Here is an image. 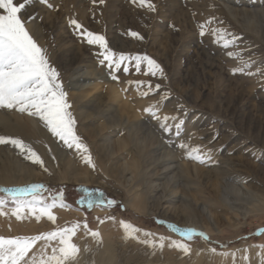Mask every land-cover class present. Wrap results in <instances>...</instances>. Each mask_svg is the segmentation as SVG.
Returning a JSON list of instances; mask_svg holds the SVG:
<instances>
[{"label":"rangeland","instance_id":"374dc122","mask_svg":"<svg viewBox=\"0 0 264 264\" xmlns=\"http://www.w3.org/2000/svg\"><path fill=\"white\" fill-rule=\"evenodd\" d=\"M49 2L53 4L55 10L48 8L39 0H33V3L25 8L23 15L31 21L30 29L32 24L33 29L36 26L35 31L31 29L32 33L38 38V42L48 50L51 61L62 72L65 88L69 92V99L73 97L80 101L72 109L74 114L78 113V108L89 101H95L101 107V113H105V115L114 111L118 114L124 110V103H127L136 111L137 115L143 114L139 120H148L155 124L145 109L155 105L163 91L168 90L171 93L170 97L167 100H160L158 105L162 110L161 114L179 115L183 123L181 136L172 135L171 140L174 142L186 141L194 146H202L205 151L211 152L214 161H218L214 166H202L188 159L182 160L179 150L173 151L172 148L167 147L176 157L175 164L196 166L212 175L219 173L222 169L232 167L229 159H233L234 162L237 160L248 161L257 170L260 167L264 168V148L261 143H258L264 139V77L233 75L231 70L240 66L239 60L227 57L225 50L216 45L210 35L206 34L201 37L198 27L207 19L215 18L212 27L220 26L238 34L241 37L240 47L233 50L241 52L245 58L255 60L256 63L251 70L257 71L260 61L264 60V14L261 21L243 19L246 22H237L227 8L245 7L251 11L264 12V0H152L156 5L155 12H148L145 8L137 7L132 3V0H104L103 4L100 3V0H49ZM71 19H76L79 23L82 22L81 24L96 34L104 35L109 47L117 54H147L151 56L164 68L167 79L160 82L157 78L144 74L137 75L134 71H130V73L121 76L119 84L111 81L106 68L100 65L97 60V46L88 45L76 34L69 24ZM132 31L138 32L144 39L141 41L132 37L130 35ZM75 55H77L75 63L67 64V60ZM209 58L217 68H210L206 65ZM79 75L87 76L88 79L73 87V78ZM127 79L145 82L151 80L153 85L160 82L161 92L141 98L135 91L134 85L127 92H122L120 89L126 87ZM96 85L97 87L92 89L91 86ZM80 86L86 87L84 92L77 89ZM109 88L111 90L115 88L114 91H117L116 94H118L117 100L114 99ZM181 108L184 109L183 112L180 111ZM11 113L14 114V112ZM22 117L29 118L26 115ZM95 122L100 124L103 121L95 119ZM39 126L48 133L40 125V122ZM258 126L262 127L263 134L258 133L260 131ZM80 127L81 124L78 121V131L81 129ZM0 134H5V129L2 126H0ZM161 135L165 140L169 139L167 133H161ZM261 136L262 138L258 139ZM120 137L118 131L106 132V138L108 142L110 140L113 147ZM51 138L56 139L52 136ZM57 142L61 151L72 156V150L66 149L58 140ZM163 145L165 146L164 143ZM0 147L14 151L21 163L39 176V179L28 184L20 186L0 184V188L44 184L53 190V194L63 192L70 210L60 207L54 209V214L57 216L56 223L64 227L71 226L76 222L83 224L86 221L90 229L101 234L103 246L99 250L104 249L107 241L116 248L115 258L111 264H133L129 261L133 253L147 251L146 256H148L151 252L150 246L139 243L135 239L127 242L122 239L124 232L118 223L121 220L154 234L157 242L160 236L168 237L170 240L182 239L166 225L156 222L158 218H164L153 215L141 216L142 214L131 206L132 204H135L136 207L139 206L138 199L132 201L131 196L133 197L134 191L128 193L130 189L133 190L132 188L136 186L137 182L136 180L133 182L131 171L125 172L122 178L116 174L110 175L109 167L112 166L113 161L109 160L104 152L93 153L98 171L94 173L89 168V174L96 183L82 186L60 184L59 181L53 180L56 178L53 172L52 175L45 173L39 166L24 160L18 151L10 146ZM113 147L112 150L115 154L113 160L118 162V167L133 162V150L129 153H119ZM162 170L163 168L155 170L153 184L163 187L166 179H163ZM200 183L202 185L201 181ZM185 185L184 179H178V185L174 189H167L166 194L168 195H162L163 193L160 192L157 196L158 200L171 197L176 201L177 209L183 206L182 202L185 200L204 210L213 232L193 228L205 232L211 238V244H205L201 238L197 237L189 242L191 252L185 255L166 243L163 250L157 249L154 256L149 255L148 257L153 258L156 261L155 264H264V235L258 234L264 232V213L250 214L245 219L243 214L246 209H243L244 212L242 211L240 216L239 214H225L220 221H217L216 214L209 202V196L206 194L196 195L198 190L196 186L190 184V189H187ZM83 187L90 190L99 189L105 193L107 198L116 199L122 202L123 206H116L108 210L95 206L90 210L86 206H81L79 202H76V197L84 196L80 190ZM43 195L50 199L49 193H43ZM6 196V193H0V198ZM129 201L132 202L131 205ZM141 206L143 208L144 204ZM12 207L14 205L9 199L5 210ZM236 216L239 217L236 219ZM110 217H115L117 222L114 223L108 219ZM172 219L173 221L164 220L176 224L178 227H190L181 226L176 222L175 217ZM99 220H103L104 223H99ZM0 221V236L5 238L36 236L53 231L55 228V225L49 222L46 217L37 220L34 216H30L21 221L17 220L15 216H0ZM139 235L141 239H152V237H143L142 232ZM85 236L89 237L91 242L88 241L89 245L83 244L81 253L95 256L96 240L85 235L83 228L74 237V242L77 245L81 244L80 241L85 239ZM40 247L41 245L38 244L34 252L38 254ZM88 247L92 249L94 255L84 251ZM210 247H215L217 252L211 253ZM224 253H235V256L224 255ZM244 256H248L249 259L245 260Z\"/></svg>","mask_w":264,"mask_h":264},{"label":"snow or ice","instance_id":"6c2138e0","mask_svg":"<svg viewBox=\"0 0 264 264\" xmlns=\"http://www.w3.org/2000/svg\"><path fill=\"white\" fill-rule=\"evenodd\" d=\"M40 3L54 9L49 0H39ZM33 0H0V111L16 112L21 116L38 120L41 126L56 138L80 163L89 167L94 173L98 171L96 159L83 137L78 133L77 119L73 112V105L69 99V92L65 88L62 72L53 64L46 48L39 42L38 38L32 33L29 24V18L23 13L27 6H30ZM103 4L104 0H100ZM132 3L139 8H145L148 12H155L156 5L152 0H132ZM34 19V18H32ZM215 18L207 19L204 23L198 25L199 35L204 37L210 35L213 42L225 50L227 57L239 60L240 66L233 68L232 74H241L247 76L258 75L264 77V60H261L257 71H252L255 60L245 58L238 49L240 47L241 37L229 31L226 28L216 26ZM69 24L76 34L81 37L90 46H97V60L100 65L107 70V75L111 81L119 84L121 76L130 71L137 75L144 74L152 78H157L160 82L167 79L164 68L154 58L147 54H117L108 44L104 35L96 34L88 30L76 19H71ZM130 35L138 40L144 37L138 32L132 31ZM153 85L152 81L143 80L125 81L126 87H122V92H127L133 85L135 91L141 98L149 97L150 94H159L161 92V83ZM171 93L168 90L163 91L155 105L145 109L149 118L155 121L151 130L152 134L167 133L169 139L165 140L161 135L159 138L166 147L173 151L181 152V159H188L202 166H214L218 161H214L210 151H205L202 146L192 145L186 141L174 142L171 136H181L183 123L179 115H162V110L158 107L160 100H167ZM127 99V96H125ZM184 111L183 108L180 109ZM123 136L125 133L120 132ZM0 146H10L18 151L19 155L31 164L39 166L45 173L52 175V171L46 166L45 160L36 149L26 143L19 137L0 134ZM51 153V149H49ZM52 161H58L56 155H51ZM59 164L57 163V167ZM245 183L247 180L244 181ZM84 196L79 204L88 209L100 207L104 210L116 206L122 207V202L116 199H109L105 193L99 189H80ZM0 193H6L5 198H0V216H15L17 220H24L34 216L37 220L47 218L49 222L55 225L53 231L36 236H16L5 238L0 236V264H95L94 260L89 262L82 261L81 248L74 242V237L81 228L85 235L96 240L97 250L103 246L101 234L93 231L85 221L83 224L76 222L71 226L61 227L58 225L57 216L54 209L60 207L69 209L65 201L63 192L53 194V190L44 184H31L25 187L0 188ZM43 193H49L45 197ZM11 200L14 207L5 210L7 201ZM70 210V209H69ZM99 219V218H98ZM114 223L115 217L108 218ZM160 225H166L172 232L178 234L181 240H170L168 237L160 236L158 242L154 234L144 231L127 221H119L123 229V240L135 239L137 242L151 247L149 255L154 256L157 249L163 250L166 243L173 249L179 250L185 255L191 252L190 243L195 238H201L205 244H211V238L203 231H198L193 227H178L176 224L169 223L164 219H157ZM103 224V220H99ZM143 237H152L151 240L141 239ZM264 235V232L258 233ZM42 242V243H41ZM40 244L38 254L34 252L37 245ZM84 251L92 253L90 247ZM209 251L213 254L217 252L215 247H210ZM224 255L235 256V253H224ZM248 260V256H244Z\"/></svg>","mask_w":264,"mask_h":264},{"label":"bare ground","instance_id":"6f19581e","mask_svg":"<svg viewBox=\"0 0 264 264\" xmlns=\"http://www.w3.org/2000/svg\"><path fill=\"white\" fill-rule=\"evenodd\" d=\"M227 9L237 22H244L245 20L243 19H247L248 21H261L264 14V12L251 11L245 7H228ZM32 25L31 29L33 31L36 29V26L33 29ZM76 59L77 55L73 58H69L66 63L72 65L75 63ZM206 65L210 66V68L216 67L211 58L208 59ZM73 79L74 82L72 86L74 87L77 83L87 80L88 77L79 75ZM91 87L93 89L96 88L97 85ZM77 89L81 90L80 92H84L86 87L80 86ZM109 89L111 90V88ZM114 89L111 90L112 95L114 99L117 100L118 94H116L117 91L115 92ZM70 102L74 107L80 101L72 97ZM123 106L124 110H121L118 114L114 111L105 115V113H101V107L96 104L95 101H89V103L81 107L79 106L78 113L74 115L77 119V123L79 121L81 124L80 133L79 131L78 133L82 135L92 153L104 152L109 160L113 161L112 166L109 167L110 175L116 174L122 178L125 172L131 171L133 182L136 180L137 184L132 188L133 190L130 189L128 191L127 189V191L129 194L134 191L133 197L131 196V198H133L132 201L138 199L139 206L136 207L131 201H129V203L142 214L141 216H160L170 221H173L172 218L175 217L176 222L180 223L181 226H190L213 232L210 221L205 215V211L196 207L192 202L184 200L182 202L183 206L177 209L175 206L176 201L171 199V197L169 199L161 198L158 200L159 198L157 196L160 192L163 193L162 195H168L166 194V190L174 189L178 185V179L185 180V187L187 189H190V184L196 186V189H198L196 195L206 194L209 196V202L216 214L217 221H220L225 214H239L240 216L244 212L243 209H246L243 214L245 219L247 215L250 214L264 213L263 167L257 170L252 167L248 161L237 160L235 163L233 159H229L228 161L231 162L232 167L228 168L227 166L228 169H222L219 173L212 175L210 172L204 171L196 166L177 165L175 164L176 157L163 145L161 139L158 138L161 136V133L158 130L155 134L151 133L155 124L148 120H139L143 114L137 115L136 111L127 103H124ZM95 119L102 120L103 122L97 124ZM0 126L5 129L6 135L19 137L26 143H30L36 149L38 154L45 159L47 167L52 169V172L56 175V178H53L54 181H59L60 184L66 183L82 186H90L96 183L95 179L89 174V167L80 163L73 155L69 156L66 152L61 151L57 140L52 139L50 134L40 128L38 120L32 118L25 119L15 112L12 115L10 112L0 111ZM258 127L260 128L258 133L263 134L261 131L262 127ZM107 131H118V134L123 131L125 135L116 140L115 147H113L110 140L108 142L106 138ZM260 138H262V136L258 139ZM258 143H261L264 148V139ZM112 147L115 150L117 149L119 153H129L133 150V162L118 167V162L113 160L115 154L113 153ZM49 149H51V153ZM51 155H56L58 161H52ZM57 163L59 164L58 167ZM0 165V184L2 185L20 186L39 179L37 174H34L21 163L14 151L10 149L7 150L6 147H0ZM157 168H163V179H166V183L163 187L159 184H153L155 170ZM199 180L202 182V185ZM245 180H247L246 183L244 182ZM153 188H155V190H153ZM142 204H144L143 208L141 206ZM239 216H236V219ZM84 238L88 240L82 239L80 241L81 244H78V246L81 249L83 244L89 245L88 241L91 242L89 237L87 238L85 236ZM105 244L103 250L95 251V256L81 253L82 261L89 262L94 260L95 264H111L115 258L116 248L111 246L112 244L109 241ZM91 245L94 247L96 246L93 244ZM146 253L147 251H141L138 254L133 253L129 261L133 264L134 262H136V264H155L154 262L156 261L148 257L149 255L146 256Z\"/></svg>","mask_w":264,"mask_h":264},{"label":"trees","instance_id":"16d2710c","mask_svg":"<svg viewBox=\"0 0 264 264\" xmlns=\"http://www.w3.org/2000/svg\"><path fill=\"white\" fill-rule=\"evenodd\" d=\"M84 188V187H83ZM82 195H79L78 197H76V202H79L80 198Z\"/></svg>","mask_w":264,"mask_h":264}]
</instances>
